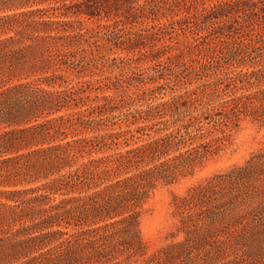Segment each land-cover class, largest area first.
<instances>
[{
    "label": "trees",
    "instance_id": "16d2710c",
    "mask_svg": "<svg viewBox=\"0 0 264 264\" xmlns=\"http://www.w3.org/2000/svg\"><path fill=\"white\" fill-rule=\"evenodd\" d=\"M0 264H264V0H0Z\"/></svg>",
    "mask_w": 264,
    "mask_h": 264
},
{
    "label": "rangeland",
    "instance_id": "374dc122",
    "mask_svg": "<svg viewBox=\"0 0 264 264\" xmlns=\"http://www.w3.org/2000/svg\"><path fill=\"white\" fill-rule=\"evenodd\" d=\"M104 21L105 20H102V22H104ZM86 22L91 24L94 22V20H87ZM221 58L223 59V61L228 60V56L226 54H223V53H222ZM152 64H153V62H152ZM135 65H137V67H139L140 69H142V67L145 66V64L143 62V63H139V64L132 63L131 67L135 66ZM154 65L156 67H158L157 69H159V71L156 72L159 74V76H164L163 73L168 72V75H165V76H169V78L165 77V80H164V78H159V81H153V82L145 83V86H150V85H154V84L159 85V86H157V88L152 92V94H142L141 95L142 97L138 101H136V103H133L132 108H134V107H145L147 104H149L151 102H156V101L165 99V98L171 96L173 93L182 92L183 90L188 89V88H194L195 86H197L199 84L213 80L214 77L217 75L214 73L215 71L220 72V69L216 70L215 68L210 66L209 69H207L206 71H202L200 73H197V75H195L193 72L186 70V69L182 70L179 74L176 75L170 69H167V68L162 69L161 68V62H159V61H156ZM107 72H109V71H106V73ZM219 74H221V73H219ZM222 87H223V85H222ZM221 89L222 88H220L217 91H213V96H215V98H214V100H210L209 103L202 101V100H199L196 103H190L188 107L182 106V109L185 110L187 112V114H188L189 110L190 111L191 110H197V108L199 106H202V109H205L207 106H210L211 104H213L217 100H221V99L226 98L228 96V94H225L224 93L225 91L221 90ZM107 92H112V91L109 90ZM150 96H152V97H150ZM202 99L205 100V97L202 96ZM193 104L195 105V107ZM188 117H189V114L185 115L181 121L186 120ZM160 119H161V117H157L156 120H159V121H155V122H159V123L158 124H152V125H150V127H148L146 129L145 132H148V134L145 133L141 137L130 140V145H135L137 143L144 141L145 139L154 137L157 134L163 133L166 130H168L165 128L162 129V131H154L153 130L158 126H165L164 124L169 123L168 120H166L164 123V118L162 120H160ZM161 121H163V122L161 123ZM142 122L143 121L140 120L136 124H140ZM133 125H135V124H133ZM190 137H191V135H184V138L182 137L181 139H179L180 142H178V146H177L178 148L177 149H171L169 151V154L179 152L181 150H184L186 148H189V147L195 145L197 143V139H192ZM169 154H167V155H169ZM212 170H213V164L208 160H206L204 162L198 161V162H192V163L186 164L185 166L182 167V171L179 172L178 181H176L173 185L168 187L169 193L171 191L180 192V191H185L187 189H190L192 191V193H194V195H196V193H198L200 191L201 180L204 178H205L204 181H208V184L210 185L207 192H209V193L214 192L216 190V188L211 187V186L216 185V184H221L220 187H217V188H220V193L224 192V191L228 192L229 188H228L227 184H223L222 182L219 183V181L214 180V178L212 177ZM209 182H211V183H209ZM214 182H215V184H213ZM222 185H224L225 187H222ZM220 193L218 192V193H216V195H218Z\"/></svg>",
    "mask_w": 264,
    "mask_h": 264
}]
</instances>
